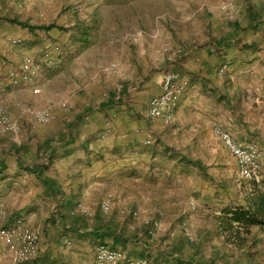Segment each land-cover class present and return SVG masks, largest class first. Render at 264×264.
<instances>
[{
	"label": "crops",
	"instance_id": "crops-1",
	"mask_svg": "<svg viewBox=\"0 0 264 264\" xmlns=\"http://www.w3.org/2000/svg\"><path fill=\"white\" fill-rule=\"evenodd\" d=\"M120 1L109 14L104 0H0V112L19 119L0 131L7 223L23 215L39 230L42 264H97L103 243L149 264L264 259L263 224L241 232L242 245L228 225L232 210L256 211L264 172L259 184L242 177L215 132L264 148V0H236L235 19L214 2L180 0L150 31L149 11L132 3L127 17ZM170 20L176 59L159 51ZM169 71L185 84L171 121L149 113ZM22 102L52 118L21 114ZM0 264H14L1 238Z\"/></svg>",
	"mask_w": 264,
	"mask_h": 264
},
{
	"label": "built area",
	"instance_id": "built-area-1",
	"mask_svg": "<svg viewBox=\"0 0 264 264\" xmlns=\"http://www.w3.org/2000/svg\"><path fill=\"white\" fill-rule=\"evenodd\" d=\"M224 10L231 16L232 8L225 6ZM19 42L18 40H14ZM181 51V50H180ZM37 63L33 57L28 56L23 63L25 77L33 79ZM184 79L180 72H167L162 79L161 92L152 97L149 113L156 118L173 119V106L184 89ZM24 112L36 117L42 122H48L52 115L48 110L36 109L30 106L22 107ZM19 124L12 121L3 111L0 112V131L16 130ZM216 134L223 140L230 152L236 157L242 177L260 183L264 172V149L254 143H240L233 133L221 126H216ZM151 142V140H148ZM105 211H110L112 203L104 200L101 204ZM8 211L0 201V238L5 240L11 252L14 264H42L39 260L41 234L33 227L29 220L19 215L7 223ZM187 235L194 240L189 228L185 229ZM97 264H149L147 258H130L127 252L120 248H112L107 244H100L96 252Z\"/></svg>",
	"mask_w": 264,
	"mask_h": 264
},
{
	"label": "rangeland",
	"instance_id": "rangeland-1",
	"mask_svg": "<svg viewBox=\"0 0 264 264\" xmlns=\"http://www.w3.org/2000/svg\"><path fill=\"white\" fill-rule=\"evenodd\" d=\"M104 1H107V3L105 2V4H107L108 6L105 5L102 8L108 9L107 13L111 14L112 11L110 9L113 8V6H112L113 2H118L120 0H104ZM145 1L146 0H121L119 2V4L117 3L116 5L118 6L117 9L120 10L121 14L126 15L127 17H128V15H130V10L133 7V4L132 3H134V4L137 5L136 7H137L138 10H141V11L148 10L149 13L151 14V18H150V20L148 19L149 21H146L145 22V28L146 29L145 28H143V29L144 30H147V31H150L152 29L156 30V26H157L156 25L155 18H153V15L163 14L167 10H168L167 11L168 13L173 14V11H175V9H176L175 7H177L176 6V2H179L180 0H147L146 3H145ZM149 1H151V2H149ZM163 1H165V2L163 3ZM166 1L172 2L173 4L172 5L171 4L168 5ZM184 1H187V0H184ZM210 1L212 3L213 2L216 3L217 4V5L215 4L216 7L219 6V8L222 9V11L225 13V15L229 19H235L237 17L238 4L236 3V0H200L201 3H200L199 8L204 9V10H207L208 7H209V2ZM130 2H131V4H130ZM161 4H163V5H161ZM90 6H92V5L90 4ZM110 6H112V7H110ZM225 6H229V7L232 8V11L233 12H232L231 16L228 15L227 12L224 10V7ZM166 16H168V15H166ZM126 22H128L127 21V18H126ZM171 22H172V25L171 26L168 25V27L170 29V32H172V33L171 34L169 33V36H167L166 38H164V40H166L169 43H167L166 45L164 44L160 48L159 51L160 52H164L165 51V48H166L167 49L166 50V53L171 58H173V59L175 58L176 59L182 53L181 52L182 51V48L180 47L182 44L180 46L177 45V44H173V43H175L174 41H177V42L181 43L180 42L181 39H178L176 37L177 36L176 33H175L176 28H173V27H177L178 26V23L175 20H170V23ZM128 24L130 26L134 25V27H133L134 29L136 28L138 30H141V27L137 24V22H134V21H131L130 20V23H126V25H128ZM170 35H173L174 41H172L173 39L170 37ZM24 106H30V107L36 108V109H43V107H40V106H37V105H32V104H29V103H26V102H22V103H19V107H20L21 114L23 113V114L30 115L27 112H24L23 111V108L22 107H24ZM14 120L15 121L16 120L19 121V119H14ZM216 126H220V125H215V128H216ZM254 144H256V143H254ZM262 149H264V148H262ZM239 183L243 186V183L242 182H239ZM261 183H262V180H261ZM257 184H259V183H257ZM252 185H254V184L252 183ZM96 244H97V242H96ZM92 246H94V245L92 244ZM249 248H251V247H249ZM127 255H128V253H127ZM254 255H256V254H254ZM254 255L249 256V258L251 260L243 261L240 264H264V259L261 257V255H258V254H257V256H254ZM256 257H258V258H256ZM225 264H229V263L228 262H225Z\"/></svg>",
	"mask_w": 264,
	"mask_h": 264
},
{
	"label": "trees",
	"instance_id": "trees-1",
	"mask_svg": "<svg viewBox=\"0 0 264 264\" xmlns=\"http://www.w3.org/2000/svg\"><path fill=\"white\" fill-rule=\"evenodd\" d=\"M259 205L256 207V211L235 209L230 213L232 214L228 219V225L231 226L229 229L232 231L234 240L239 244H243L245 237L241 235V232H249V227L254 224L264 225V194L259 197ZM237 228L233 231L232 228Z\"/></svg>",
	"mask_w": 264,
	"mask_h": 264
}]
</instances>
